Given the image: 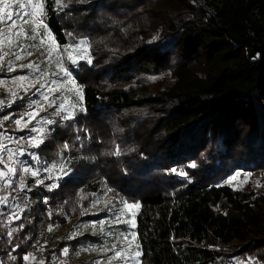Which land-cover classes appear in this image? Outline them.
Wrapping results in <instances>:
<instances>
[{"label": "trees", "instance_id": "1", "mask_svg": "<svg viewBox=\"0 0 264 264\" xmlns=\"http://www.w3.org/2000/svg\"><path fill=\"white\" fill-rule=\"evenodd\" d=\"M63 2L48 4L46 24L57 45L88 41L92 64L70 67L86 111L53 119L45 143L31 148L70 171L51 191L16 195L18 230L0 234V264H24L50 225L98 220L86 212L103 186L139 204L142 264H264V195L221 185L238 170L264 172V0ZM163 74L171 80L160 85ZM24 107L15 101L0 119ZM82 238L60 242L56 254L94 239Z\"/></svg>", "mask_w": 264, "mask_h": 264}, {"label": "snow or ice", "instance_id": "2", "mask_svg": "<svg viewBox=\"0 0 264 264\" xmlns=\"http://www.w3.org/2000/svg\"><path fill=\"white\" fill-rule=\"evenodd\" d=\"M52 2L55 4L58 10H62L65 7H68V4L63 2V0H0V64L3 63L4 58L8 56H14L15 60L23 59L25 55H32L31 51H28L29 48L36 47L35 44H21L19 43L21 37L25 40H35L39 36V29L41 27L45 30L44 38L40 39V45H44L45 41L50 37V30L48 25L44 22L47 18V6ZM24 25H28L27 28ZM4 29H7L5 31ZM72 34L69 33V36ZM155 39V38H154ZM9 49L4 51L3 49ZM15 48L17 51H12ZM60 45H56V49H59ZM56 50L53 48L47 49L46 60L51 63L52 59H55L56 67L58 72L47 73L41 69L38 63L32 62L26 65H20V68H27L30 72H35L38 74L37 78L42 79L44 82L40 83L39 88L36 89L39 99L31 101L28 105V108L25 110L23 115L20 118L15 119L14 123L16 124L17 131L27 130L31 135L25 137L14 138L5 134H0V165H3L0 168V181H3V187L5 190L13 186L12 177L17 174V166L21 164H26V161H21L20 156L26 154L28 148H39L45 143L47 136L50 134L51 129L46 128L45 125H52L56 121L43 118L37 119L41 111H46L42 106L47 104L48 107H55L56 115L60 116L64 121L74 120L76 118L77 111H86L83 108H80L79 105L82 103V86H80L75 79L72 77V72L68 67L63 63V55L67 56V60L73 66H78L80 60H85L89 65L92 64L91 56L89 53L88 41L86 39H81L73 44H66L63 46L62 54H55ZM7 70L15 71V67L12 60L7 62ZM60 76V79L48 80L47 77ZM29 78L26 76H18L14 78V82L20 84L25 91L29 88H35L34 84L29 83L27 86L23 84L24 81ZM3 83V81H0ZM61 93L62 98L60 102L57 103L58 97L56 93ZM8 100H0V107L4 105L10 106L11 103H14L16 99H19L18 93L11 91L9 93ZM26 118V119H25ZM10 117L5 116L4 120H8ZM37 124L38 126L29 127L30 124ZM79 139V137H77ZM10 141L18 145L16 149L8 147L4 141ZM69 144L66 142L64 144V150L67 151ZM7 153V156L3 155ZM113 156H120L123 154L121 146L117 144L114 151L109 153ZM32 160H35L37 163L40 162L39 157L35 154H31ZM193 167L195 165H192ZM43 170L48 173L46 179L60 180L63 176L68 175L70 169L67 164L61 162L59 164L52 163L51 166H44ZM24 176L31 175L32 177H39L40 168H31L24 166L19 169ZM59 172L60 175H54L55 172ZM176 172V169L172 170ZM183 174V173H181ZM240 173L237 172L233 176L229 177V182L239 176ZM24 176L20 177L19 188L24 190L26 187ZM245 180L248 179V176L245 175ZM36 185H41L44 183L42 179L35 180ZM57 183H52L47 185L48 190L51 191L58 187ZM257 186H260L259 184ZM31 191V189H28ZM110 190V189H109ZM8 197L0 196V204L8 206ZM98 203V201H93V206ZM123 204L122 208L112 207V221L115 224H125L127 226V231L121 232L118 236L115 237L119 243H112L110 246H105L100 249L104 253L111 252L112 255L107 257V264H113L114 261H131L132 264H142L141 257L144 255L143 251L140 248L139 243H137V233L134 229L137 227L134 219L133 209H138V203H129L127 201H121ZM112 204L111 201L105 205L106 208L110 207ZM125 209L128 210V213L125 214ZM84 214L83 212L81 213ZM20 219L18 213L13 212L7 219V223L10 225L14 220ZM106 221H99L100 231L104 232V225ZM20 229L24 227L21 224ZM92 227L95 229L97 227V222L92 223ZM18 229L9 228L8 235L11 237L14 232ZM52 230L51 225L49 226V231ZM77 235V232L74 231L69 234V239H74ZM131 239H128V237ZM86 250H95V249H86ZM69 249L65 248L62 250L61 255H66ZM79 254V253H77ZM24 261H29L30 259H35L31 254H26L23 257ZM44 264V262H41ZM95 264H101V261H96Z\"/></svg>", "mask_w": 264, "mask_h": 264}, {"label": "rangeland", "instance_id": "3", "mask_svg": "<svg viewBox=\"0 0 264 264\" xmlns=\"http://www.w3.org/2000/svg\"><path fill=\"white\" fill-rule=\"evenodd\" d=\"M201 3L203 0H199ZM46 23V19L44 21ZM25 28L28 27V25H24ZM7 31V29H4ZM45 36V30L43 27L39 29V36L35 40H25L23 37H21L19 43L21 44H35L36 47L29 48L28 51L32 52V55H25L23 59L15 60L14 56H8L4 58V61L2 64H0V81H3V83H0V96H5L4 98H0V100H8L9 93L11 91H15L18 93L19 99H16L15 101L23 100L25 107L24 110L21 112V115L25 112V110L28 108V105L31 103V101L39 99V95L36 91L37 88H39L40 83H43L44 81L42 79H38V74L35 72H30L27 68H20V65H26L32 62L38 63L45 72L47 73H55L58 72V69L56 67L55 59L53 58L51 63H49L46 60L47 57V49L53 48L56 50L55 54H62L63 53V46H60L59 49H56V42L53 40L52 36L45 41L44 45H40V39L44 38ZM73 44V43H69ZM89 47V46H88ZM4 51H8L9 49L5 48ZM12 51H17V49L13 48ZM90 55V53H88ZM8 60H12L15 71H8L7 70V62ZM81 62H86L85 60H80ZM63 63L66 67L70 69V67H76L69 63L67 60V56L63 55ZM18 76H26L29 79L24 81L23 84L27 86L29 83L34 84L35 88H29L27 91L24 90L20 86L19 83L14 82V78ZM48 80L52 79H60V76H52L49 75L47 77ZM158 84L168 83L170 82L171 78L168 74H163L158 76ZM156 79V80H157ZM56 96L58 97L57 103L60 102V98H62L61 93H56ZM12 104V103H11ZM8 105H4L3 107H0L2 110L4 107H7ZM46 111H41L39 113V117L37 119H40L41 117L47 118V119H55V118H61L60 116L56 115L55 107H48L47 104L42 105ZM80 106V105H79ZM21 115L15 119H18L21 117ZM9 117V116H8ZM15 119H0V134H5L8 136H12L14 138L19 137H25L31 135L27 130L24 131H17L16 124L14 123ZM26 119V118H25ZM10 123L8 129L7 125L5 124ZM32 126H38L35 124H30L29 127ZM49 125H45L46 128H48ZM12 130L15 133H25L23 136L12 134L9 131ZM4 143L13 149H16L18 147L17 144L12 143L10 141H4ZM113 146V145H112ZM114 147V146H113ZM115 148L110 150V153L114 151ZM31 148H28L26 150V154L23 156H20L19 159L21 161H26V164H21L17 166V174L13 176L11 179L13 181V186L7 190L3 187V181H0V196H7L8 199V206L0 204V234L8 238V229L12 228L11 224L9 225L7 223V219L10 216L11 213L16 212L18 213L19 217L22 211V207L19 205L20 203L18 200H16V195L23 192V190H20L19 188V180L21 176H24V174L19 171L20 168L27 166L31 168H40V175L39 177H32L30 174L27 176H24L26 187L24 190L27 189H33L36 186H42L46 190H48L47 185H50L52 183H57L58 180L54 179H46L48 176V173L43 170L44 166H51L48 165L45 161H41L37 163L35 160H32L30 151ZM5 157L7 156V153H4ZM111 158H120V156H113L111 155ZM3 165H0V168H2ZM239 172L240 175L236 176L235 179L231 180L229 182V177L233 176L235 173ZM54 175H60V173L57 171L54 173ZM245 175L248 176V179L245 180ZM228 178L222 181L221 185H226L232 188L233 190H237L240 192H247L251 193V197L257 198L260 195H264V172L260 173H248L243 171H235L233 174H231ZM36 179H42L44 181L41 185H36L35 180ZM260 186H257V185ZM103 186V185H101ZM93 201H98V203L93 206ZM89 205V210L86 212L87 215L91 216H98V220H92V221H81L79 220L80 216L70 217L66 218V224L64 226L59 227H52V230L49 231V227L47 230L38 236V239L34 242L32 247L29 249L27 254H31L35 257V259H30L29 261H24V264H41V262H44V264H95L96 261H101V264H107V257L111 256L112 253H104L100 251L101 248L105 246H110L112 243H119L115 239L116 236H118L121 232L127 231V226L125 224H115L112 221V211L110 210L112 207L115 208H122L123 204L113 196L110 195L109 188L103 186L102 191L100 194L94 195L93 200ZM111 201L112 204L110 207L106 208L105 205L108 204V202ZM139 211L138 209H133L132 212L134 213V219L136 220V215ZM128 213V210L125 209V214ZM106 221L104 227V232L102 233L100 231V225L98 224L99 221ZM16 221V220H14ZM13 221V222H14ZM97 222V227L94 229L92 227V223ZM76 231L77 235L74 239H69V234ZM135 231V229H134ZM82 236H91L93 237L92 240H80V244L77 247L76 250H70V247L67 245V249H69L68 253L66 255H61V252H58L59 254H56L55 251L58 247V244L60 242H70L73 240H78L82 238ZM1 237V236H0ZM83 239V238H82ZM128 239H131L129 236ZM64 246V245H63ZM64 248V249H65ZM86 249H95V250H86ZM55 252V253H54ZM79 253V254H77ZM25 256V255H24ZM24 260V259H23ZM113 264H126L124 261H114ZM127 264H132L131 261H128ZM225 264H258L254 261V259L248 258V259H233L231 262L226 261Z\"/></svg>", "mask_w": 264, "mask_h": 264}, {"label": "built area", "instance_id": "4", "mask_svg": "<svg viewBox=\"0 0 264 264\" xmlns=\"http://www.w3.org/2000/svg\"><path fill=\"white\" fill-rule=\"evenodd\" d=\"M225 212H226V210H225V209H223V210L221 211V213H222V214H225Z\"/></svg>", "mask_w": 264, "mask_h": 264}]
</instances>
